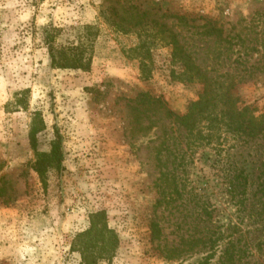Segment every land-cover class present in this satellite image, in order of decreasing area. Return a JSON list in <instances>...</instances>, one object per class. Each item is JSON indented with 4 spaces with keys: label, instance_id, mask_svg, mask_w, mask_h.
Wrapping results in <instances>:
<instances>
[{
    "label": "rangeland",
    "instance_id": "1",
    "mask_svg": "<svg viewBox=\"0 0 264 264\" xmlns=\"http://www.w3.org/2000/svg\"><path fill=\"white\" fill-rule=\"evenodd\" d=\"M49 25L59 45L95 26L88 70L51 66ZM171 34L264 114V0H0V264H85L98 211L119 244L96 264H264V134L187 148L174 115L203 84L180 79ZM57 140L61 166L38 171Z\"/></svg>",
    "mask_w": 264,
    "mask_h": 264
},
{
    "label": "trees",
    "instance_id": "2",
    "mask_svg": "<svg viewBox=\"0 0 264 264\" xmlns=\"http://www.w3.org/2000/svg\"><path fill=\"white\" fill-rule=\"evenodd\" d=\"M113 9L104 13L105 20L114 27L118 24L115 20ZM183 20L186 16H178ZM209 33L217 30L216 26L207 23ZM95 26H84L76 43L59 45L57 38L62 31L53 25L46 27L44 40L48 47L50 64L59 69L88 70L93 61V46ZM176 34L167 36V44L173 47V58L180 62L185 71L180 79L188 82H200L203 89L197 100L190 102L185 114L174 115L178 123L186 130L187 148L195 152L207 147L221 145L225 135L230 133L244 138L247 142L254 141L264 134V114L256 115L248 105L241 106L238 97L229 86L204 71L187 49L180 43ZM151 100L156 101L154 98ZM169 114H173L169 111ZM41 126L34 124L31 138L40 132ZM62 147L60 141H55L51 151L43 154L37 166L42 172L46 167H60L62 164ZM240 184L232 183V188L244 187L241 193L247 192V175H239ZM264 195V182L260 184ZM264 206V201H263ZM162 230L158 223H152V238H159ZM119 244L118 234L109 227L108 217L104 211L94 212L90 215V227L78 234L73 247L80 252L85 264H96L101 259H109L114 254Z\"/></svg>",
    "mask_w": 264,
    "mask_h": 264
}]
</instances>
